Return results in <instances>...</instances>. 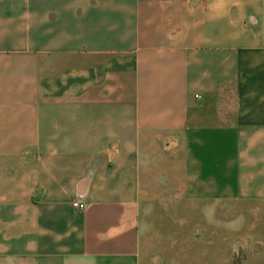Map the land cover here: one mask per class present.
Listing matches in <instances>:
<instances>
[{
  "label": "crops",
  "instance_id": "obj_1",
  "mask_svg": "<svg viewBox=\"0 0 264 264\" xmlns=\"http://www.w3.org/2000/svg\"><path fill=\"white\" fill-rule=\"evenodd\" d=\"M238 262L264 264V0H0V264Z\"/></svg>",
  "mask_w": 264,
  "mask_h": 264
},
{
  "label": "built area",
  "instance_id": "obj_2",
  "mask_svg": "<svg viewBox=\"0 0 264 264\" xmlns=\"http://www.w3.org/2000/svg\"><path fill=\"white\" fill-rule=\"evenodd\" d=\"M73 206L76 207V208H79V209H82L84 207V205L79 204L78 202H74Z\"/></svg>",
  "mask_w": 264,
  "mask_h": 264
},
{
  "label": "trees",
  "instance_id": "obj_3",
  "mask_svg": "<svg viewBox=\"0 0 264 264\" xmlns=\"http://www.w3.org/2000/svg\"><path fill=\"white\" fill-rule=\"evenodd\" d=\"M238 264H240V262H238Z\"/></svg>",
  "mask_w": 264,
  "mask_h": 264
}]
</instances>
